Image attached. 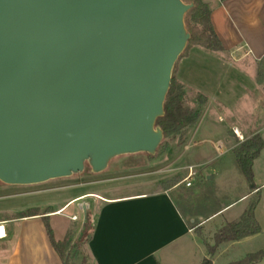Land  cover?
I'll use <instances>...</instances> for the list:
<instances>
[{
  "label": "water",
  "instance_id": "95a60500",
  "mask_svg": "<svg viewBox=\"0 0 264 264\" xmlns=\"http://www.w3.org/2000/svg\"><path fill=\"white\" fill-rule=\"evenodd\" d=\"M183 0H0V182L31 186L154 156Z\"/></svg>",
  "mask_w": 264,
  "mask_h": 264
},
{
  "label": "crops",
  "instance_id": "0c3cea01",
  "mask_svg": "<svg viewBox=\"0 0 264 264\" xmlns=\"http://www.w3.org/2000/svg\"><path fill=\"white\" fill-rule=\"evenodd\" d=\"M203 1L211 10V24L223 50L214 52L200 49L202 51L193 52L212 59L219 69L224 70L225 77L222 85L218 83L214 86L209 85L210 78H207L195 88L196 93L206 98L209 108H225L230 97L231 101L240 100L242 106L249 107L247 114H251L253 109L252 115L243 116L238 123L231 124L230 137L226 139L229 151L233 152L240 145L233 134L234 129L243 139L259 135L264 143V108L260 111V117L255 119L253 116L259 111L258 98L260 105L264 106L263 86L256 80L257 64L264 58V0ZM233 74L240 77L241 81L236 80ZM182 76L180 74L181 84L188 89ZM232 89L239 91V94H233ZM218 121L222 122V119ZM217 144L221 145V149L223 144L217 142L214 146L220 154L221 149L217 150ZM252 171L256 188L251 189L244 179L243 193L209 216L199 218V226H205L209 220L222 216L241 203L243 206L238 218H225L216 231L225 224L236 222L248 207L251 197L256 196L258 204L254 216L260 227L262 214L259 210L263 209L264 203V147L254 160ZM210 179L208 177L207 180ZM181 183L185 186L183 181ZM193 185L190 182V187ZM178 186L175 184L169 189L153 188L145 192L102 197L93 223L94 230L87 244L90 264H201V260L194 258L193 253L199 248V237L189 226V223L195 222L193 219L187 221L183 214ZM86 197L87 193L81 194L53 209L48 214L49 224L51 218L73 208L75 203ZM51 229L55 238V230ZM59 229L62 231L61 241L65 238L66 228ZM0 264H61L49 243L41 216L0 220Z\"/></svg>",
  "mask_w": 264,
  "mask_h": 264
},
{
  "label": "rangeland",
  "instance_id": "374dc122",
  "mask_svg": "<svg viewBox=\"0 0 264 264\" xmlns=\"http://www.w3.org/2000/svg\"><path fill=\"white\" fill-rule=\"evenodd\" d=\"M200 49L203 48L188 43L175 63L171 75V82L181 87L184 108L199 112V118L193 126L182 135L164 137L154 156H121L113 159L106 170L99 174H93L86 166L81 174L38 185L8 186L0 182V220L19 218L37 207L40 213L53 212V209L62 206L66 200L87 193L88 197L75 203L73 208L51 218L50 224L58 240L62 232L59 228H66L65 238L69 239L71 245V251L67 252L70 253L69 263L82 264L83 259H87L90 264L85 243L87 235L84 233L86 226L93 227L102 197L145 192L153 188L169 189L176 184L179 185L177 191L182 197L179 204L183 214L187 221L194 220V231L199 237V248L193 251L194 258L200 259L201 262L210 259L212 264H233L264 250V203L263 209L259 210L262 214L261 232L256 237L221 244L211 256L205 245H214L217 228L225 218L237 219L243 206L238 203L222 216L209 220L205 226H199V218L209 216L243 193L242 183L245 180L235 163L233 152L229 151V145H226V139L230 137L231 124L238 123L243 116L252 115L253 109L251 114H247L249 107L242 106L240 100L231 101L232 98L229 97L225 108L216 109L210 106V110L206 98L196 93L195 88L207 78H210V86L218 83L222 85L225 73L212 59L203 58L199 52H193L202 51ZM180 74H183L182 78L186 80L188 89L181 84ZM239 78L236 76V80H240ZM232 90L233 94H239V91ZM205 91L207 92V89ZM261 92L264 93V86ZM258 99L259 111L253 114L255 119L261 116L260 111L264 108L260 105V98ZM231 109L234 110L232 114ZM219 118L222 122L218 121ZM248 139H237V142L242 144ZM217 142L223 144L221 155L214 149ZM188 168H192L196 176L189 180L194 185L185 188L181 182L187 176ZM208 177L211 179L207 180ZM255 198L256 196H252L250 200L254 201ZM256 264H264V259Z\"/></svg>",
  "mask_w": 264,
  "mask_h": 264
},
{
  "label": "trees",
  "instance_id": "16d2710c",
  "mask_svg": "<svg viewBox=\"0 0 264 264\" xmlns=\"http://www.w3.org/2000/svg\"><path fill=\"white\" fill-rule=\"evenodd\" d=\"M183 2L193 6L184 18L185 28L190 35L189 44L209 51H222L223 49L221 43L211 24V10L209 6L203 0H183ZM256 80L258 84L264 86V58H262L257 64ZM198 118L199 112L184 108L181 87L172 81L164 103V116L156 122V125L163 131L164 137L168 138L182 135L185 130L196 123ZM263 147L264 143L261 137L259 135H255L233 150L236 164L244 179L251 186V189L256 188L253 183V162L259 156ZM257 204L258 198H255L254 201L249 203L246 210L236 222L225 224L222 228L215 232L214 245L209 246L205 244L210 256L221 244L238 242L245 238L255 236L261 232L254 216ZM50 213L51 212L40 213L38 208H33L25 214L20 215L19 218L41 216L49 243L59 257L61 264H70V253H67L71 251L70 241L68 238H65L61 242H57L55 240L53 231L49 224L48 214ZM189 226L192 229H195V224L189 223ZM93 230V227L86 226V232L84 233L87 235L85 240L86 244L89 243ZM88 256L91 260L89 252ZM263 259L264 250H261L256 254H251L245 259L233 264H256ZM82 264H88L87 259H83ZM201 264L212 263L210 259H204Z\"/></svg>",
  "mask_w": 264,
  "mask_h": 264
},
{
  "label": "built area",
  "instance_id": "2783aa9c",
  "mask_svg": "<svg viewBox=\"0 0 264 264\" xmlns=\"http://www.w3.org/2000/svg\"><path fill=\"white\" fill-rule=\"evenodd\" d=\"M233 134L236 136V138L239 140V141H242V136L240 135V133L237 131V130H233ZM217 150H220L221 149V145L217 144ZM195 176V172L192 168H188V171H187V176L185 177V179L183 180V183H185V186L186 187H190V182L189 180L192 179L193 177Z\"/></svg>",
  "mask_w": 264,
  "mask_h": 264
}]
</instances>
